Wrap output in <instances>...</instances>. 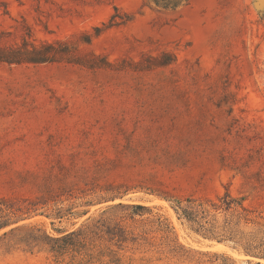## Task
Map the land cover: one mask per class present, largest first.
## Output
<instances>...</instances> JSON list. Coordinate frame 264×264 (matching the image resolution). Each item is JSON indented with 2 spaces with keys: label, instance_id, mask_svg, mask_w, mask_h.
Returning a JSON list of instances; mask_svg holds the SVG:
<instances>
[{
  "label": "rangeland",
  "instance_id": "1",
  "mask_svg": "<svg viewBox=\"0 0 264 264\" xmlns=\"http://www.w3.org/2000/svg\"><path fill=\"white\" fill-rule=\"evenodd\" d=\"M1 33L74 50L0 63V264H264V0H0Z\"/></svg>",
  "mask_w": 264,
  "mask_h": 264
},
{
  "label": "trees",
  "instance_id": "2",
  "mask_svg": "<svg viewBox=\"0 0 264 264\" xmlns=\"http://www.w3.org/2000/svg\"><path fill=\"white\" fill-rule=\"evenodd\" d=\"M129 16L123 15L119 16V9L115 8V14L111 17V20L106 29L124 25L129 22ZM102 28H96L94 37L100 36L102 33ZM6 33H1L4 36ZM93 35H87L84 38V42L90 44ZM73 47L70 41L58 40L55 42H36L29 38L24 37L21 44H15L12 46H0V63L7 65H44L51 63H59L62 61H71L73 58ZM167 57V56H165ZM157 60V59H156ZM173 60H166L164 62H158V64H151L149 66H143L141 69H150L154 65L156 66H167L170 65ZM110 64L103 62L102 64H95L90 66L91 68L97 67H108ZM227 198H230L227 195ZM187 204L183 201H178L175 208L179 219L186 222L195 232L203 235L208 239H216L222 242L226 239H231V236H225V234H232L229 232L228 227H223L222 229L216 225V221L210 218V211L205 207L203 203H199L194 199H187ZM229 202V203H228ZM225 204L227 205V210L231 209V204L233 200H228ZM136 209L148 210L143 206H133ZM210 218V219H209ZM74 234V233H73ZM252 247V246H251ZM254 248H248L247 253L256 255L252 252ZM264 258V254H262Z\"/></svg>",
  "mask_w": 264,
  "mask_h": 264
}]
</instances>
